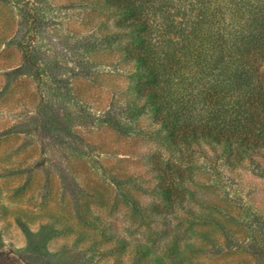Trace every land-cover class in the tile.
<instances>
[{"label": "rangeland", "instance_id": "374dc122", "mask_svg": "<svg viewBox=\"0 0 264 264\" xmlns=\"http://www.w3.org/2000/svg\"><path fill=\"white\" fill-rule=\"evenodd\" d=\"M128 25L103 0H0V264H264V115L246 148L178 154Z\"/></svg>", "mask_w": 264, "mask_h": 264}, {"label": "trees", "instance_id": "16d2710c", "mask_svg": "<svg viewBox=\"0 0 264 264\" xmlns=\"http://www.w3.org/2000/svg\"><path fill=\"white\" fill-rule=\"evenodd\" d=\"M103 2L129 19L136 95L171 148L187 138L246 148L264 115V0Z\"/></svg>", "mask_w": 264, "mask_h": 264}]
</instances>
